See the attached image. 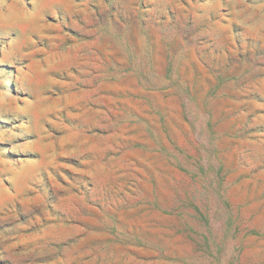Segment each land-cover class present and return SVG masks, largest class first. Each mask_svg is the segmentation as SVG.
Here are the masks:
<instances>
[{
	"label": "rangeland",
	"instance_id": "obj_1",
	"mask_svg": "<svg viewBox=\"0 0 264 264\" xmlns=\"http://www.w3.org/2000/svg\"><path fill=\"white\" fill-rule=\"evenodd\" d=\"M0 264H264V0H0Z\"/></svg>",
	"mask_w": 264,
	"mask_h": 264
}]
</instances>
